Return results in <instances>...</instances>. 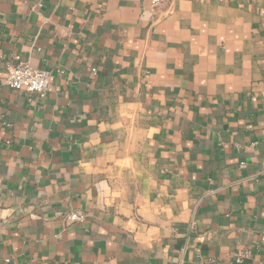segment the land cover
<instances>
[{
  "label": "crops",
  "instance_id": "1",
  "mask_svg": "<svg viewBox=\"0 0 264 264\" xmlns=\"http://www.w3.org/2000/svg\"><path fill=\"white\" fill-rule=\"evenodd\" d=\"M200 260L264 264V0H0V264Z\"/></svg>",
  "mask_w": 264,
  "mask_h": 264
},
{
  "label": "built area",
  "instance_id": "2",
  "mask_svg": "<svg viewBox=\"0 0 264 264\" xmlns=\"http://www.w3.org/2000/svg\"><path fill=\"white\" fill-rule=\"evenodd\" d=\"M161 0H150L152 7L157 6ZM6 75L2 79V83L7 87L24 91L25 93H34L39 98L43 99L46 95L49 85L50 71L37 68L27 60L21 59L18 55L12 56V60H8L5 63ZM94 71V69H92ZM61 72V71H60ZM85 217V213L82 210H75L69 213L68 219L70 221H78ZM251 252L249 249L239 251L235 253L236 261H242L249 258ZM198 264H206L200 260Z\"/></svg>",
  "mask_w": 264,
  "mask_h": 264
}]
</instances>
